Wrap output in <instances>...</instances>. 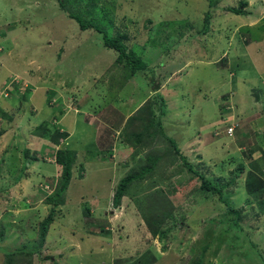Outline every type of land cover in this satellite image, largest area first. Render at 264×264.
<instances>
[{
    "label": "rangeland",
    "instance_id": "1",
    "mask_svg": "<svg viewBox=\"0 0 264 264\" xmlns=\"http://www.w3.org/2000/svg\"><path fill=\"white\" fill-rule=\"evenodd\" d=\"M27 1L21 16L14 9L11 14L0 11V31H4L3 37L0 35V84L15 74L27 76L30 69L32 82H46L44 71L52 61L64 63L66 69L61 71L62 76L51 73L56 80L50 79L48 93L36 87L30 104L14 102L8 110L9 114L11 110L13 114L25 112L23 121L34 110L38 113L37 117L30 116L29 124L26 121L29 135L13 145L16 151L3 163L0 188H9L4 175L9 179L10 175V180L18 181L19 186L17 194L12 195L27 199L6 201L0 194V264H51L50 256L60 264H191L196 259H202V264H264V213L259 212L246 191L238 193L244 190L248 170L264 178V129L258 128L261 121L256 118L250 140L226 131L232 121L226 114L235 107V102L228 100L233 88L255 87V95L257 87L264 86V0L67 2L71 12L84 23L92 21L107 27L108 36L125 34L122 41L134 54L131 48L141 52L140 58L147 64L144 70H136L126 57L118 58V51L104 46L102 34L93 28L81 31L77 22L59 8L57 0ZM240 1L245 3L241 5ZM13 4L14 0H0V7H8L7 11ZM230 8H239L242 13L236 14ZM8 52L11 57L6 55ZM58 56L61 60L56 59ZM34 59L36 64H31ZM35 85L31 83L30 88ZM5 93L0 90L2 105L8 101ZM145 95L148 97L142 104L152 102L156 114L160 112L159 104L165 102L161 115L165 132L178 142L196 172L206 175L221 190L201 189L199 174L190 171L180 159L166 170L161 165L142 187H129L128 193L138 194L135 199L142 210L147 211L154 201L153 213L148 217L155 214L164 218L161 242L145 233L146 224L138 215L140 209L128 195L118 205L113 203L117 175L127 171L120 163L129 152L114 149L118 161L113 164L110 158L97 156L100 161L90 160L95 154L88 149L91 145L100 149L103 146L107 126L101 128V118H115L113 126H119L121 119L130 115L124 114L125 107L135 105ZM51 97L56 98L54 108L48 105ZM131 99L135 103L129 101L120 111L124 100ZM78 100L81 112L95 114L98 120L81 119L72 129V124L64 126L61 122V112L55 110V105L63 104L65 110L73 108ZM246 100L250 102V97ZM110 102L114 105L110 106ZM252 107L259 108V104L250 103ZM53 118L57 119L54 130L66 133L65 139L54 144L42 137L48 133ZM2 121L0 132L12 124L10 119ZM39 123L40 137L32 132ZM33 140L36 142L31 143ZM48 145L53 149L48 151ZM157 145L163 143L149 140L146 148L156 152ZM64 146L75 151V160L69 185L61 194L62 203L54 207L45 201V193L52 194L58 183L61 167L53 159L56 150ZM240 165L241 177L237 176ZM164 171L166 178L157 179L156 175H164ZM53 176L56 183L51 187L47 178ZM29 187L33 189L31 196ZM159 189L158 194L153 193ZM201 201L200 211H194ZM122 214L123 221L119 219ZM50 215L52 221L39 252H34L31 259L23 252L16 255L15 250L30 248L37 241L38 224ZM130 215L136 220L131 222ZM110 225H114L111 229L115 232L105 228ZM8 251L7 257L4 253Z\"/></svg>",
    "mask_w": 264,
    "mask_h": 264
},
{
    "label": "trees",
    "instance_id": "2",
    "mask_svg": "<svg viewBox=\"0 0 264 264\" xmlns=\"http://www.w3.org/2000/svg\"><path fill=\"white\" fill-rule=\"evenodd\" d=\"M76 4H80L81 0H76ZM59 8L70 18L73 19L75 22H77L78 27L81 31L84 30H89V28H93L96 30V32L102 34V40L104 46L107 48L114 49L118 51V58H123L126 57V59L134 65V68L136 70H144L147 67V64L140 58V55L142 56L141 52L139 53L136 51V49L131 48L136 54H134L132 51L129 50L128 46L124 41H122L123 38H126L125 34H122V36H108L109 32L107 30V27L99 26L97 24H94L92 21L88 22H83L81 20V17L78 15H75L73 12H71L70 7L68 6V3L72 2V0H57ZM68 2V3H67ZM112 2V0H111ZM245 2L240 1L239 4H244ZM80 9L82 10V6H80ZM75 10V9H73ZM231 11H233L236 14L242 13L239 8H230ZM126 25V24H124ZM62 51V49H60ZM171 72V71H169ZM13 80V79H12ZM25 81V80H23ZM21 82H16L12 81L11 82V77L2 83L0 86V90L4 89V93L6 94L5 98L7 100H14V102H17L19 104H23L24 101L26 102L27 99H29V92L30 88L25 86V83H22L19 85ZM16 88V90H15ZM158 87H155L157 89ZM15 91V92H14ZM22 91L20 96H16L15 94ZM24 91V93H23ZM27 91H28V96H27ZM24 96H27L28 98H24ZM49 101V100H48ZM162 102V99H161ZM152 103V102H150ZM149 104H141L132 114H130L126 120L122 123L119 133L116 135L115 139L112 138V142L109 146H107L106 150L104 152L108 154L107 158L111 159V153L112 151L109 150L111 147H113V153L112 157L115 158L116 154L114 149L117 147H126L129 149V155L128 158L123 160L120 165L122 167V170L127 169L126 172H123L122 175L118 176L117 184L114 189V194L112 196L113 203L115 205H118L120 203V200L123 196L128 195L130 200L134 203L136 209L140 212L138 214L139 216L142 217V220L146 224V228L148 233L150 234L151 238L156 237L159 239L162 237L163 234V228L162 225L164 224V218L160 217L161 215H158V217L152 216L148 217L150 214L153 213L152 211V205L154 204V201H152L146 210H142L139 202H137V198L135 199V196H138L136 194L135 196L131 195L132 193H128V188L135 185V188H140L143 186L144 182L148 181V178H152L154 176L153 172H156L157 168L161 167L162 169L166 170L168 167H171L172 164H175L178 159L182 163H185V165L188 167L190 171H193L197 174H199V177L201 179L200 182V188L201 189H206V190H215L220 192L221 190L217 188V186L213 185L209 180L208 177L204 174H200L196 172L197 170L194 169L193 167V162L191 161L190 158H188L187 155L182 154L183 149L179 146L178 142L174 140L171 136H169L161 122V115L162 113L164 114V107H165V102L160 103L158 108H160L159 113H155L154 110H152V106ZM1 105V104H0ZM54 105V104H53ZM60 104H56V107H59ZM79 105V103H78ZM63 107V104L61 105ZM60 110H64V108H60ZM64 111H70L65 108ZM67 113V112H66ZM82 113V112H81ZM0 115L3 118L10 119V116L7 112L0 110ZM53 120L57 121V119L53 118ZM48 121V120H46ZM52 122V121H51ZM56 123H52L51 126H49V131L48 133H43L45 136L42 135V137L49 138L53 144L56 143L57 141L59 142L61 139H65L66 133H58L57 130H54ZM39 127L40 123L38 125H35L32 129L33 134L36 136H41L39 133ZM52 130H54L52 132ZM113 129H107V134L111 133ZM116 134V131L113 132ZM55 134H58L56 136ZM59 137V139H58ZM151 140L156 142H162V145H157V151H151L148 148H146L147 142ZM166 141V144L163 142ZM187 143V142H186ZM104 145V143H102ZM104 150L103 146L100 149L97 146H93L92 148L89 149V153L95 154V157L91 156V159H97L100 156H103L102 151ZM88 153V152H87ZM98 156V157H97ZM55 162L61 167V173L59 176V180L57 185L53 186V193L46 195L45 201H47L50 204H53L54 207L56 205L62 203L61 199V194L65 192L67 189V186L69 185L71 176H72V166L73 162L75 160V151L68 148V147H59L56 150L55 153ZM83 166H79V169L82 168ZM250 169V168H249ZM164 171V175H156L157 179L159 178L162 179L163 177L166 178ZM243 173V168L242 165H240V172L237 174L239 177L242 176ZM258 175V176H257ZM79 177H82L81 174L78 175ZM120 177V178H119ZM154 177L153 179H156ZM236 177V176H235ZM260 177V178H259ZM151 180V179H150ZM258 183H261L259 185ZM160 184V183H159ZM258 184V185H257ZM52 187V185L50 184ZM245 191L253 197L255 200V203L257 205V208L259 212L264 213V178L260 176L259 174L254 173L253 171H247L245 175V186H244ZM159 191H154L153 193H159ZM170 193V192H169ZM168 193V194H169ZM155 200V199H154ZM151 199L148 201L150 202ZM146 205L148 204L147 202H144ZM51 210H55V208H51ZM88 210V209H87ZM232 212H236L235 210H230ZM140 217V218H141ZM198 219V218H197ZM52 221V216H48L45 221H40L38 224V238L37 241V247L34 246L35 242H33V245L31 244L30 248H27L25 246H22V249H17L14 251L16 255L19 253L23 252L22 254H25L26 256H29L31 259V256L35 253H38V248L43 245L47 232H48V226L50 222ZM163 229V230H162ZM161 236V237H160ZM161 242V241H160ZM31 243V242H30ZM5 256H10V252H5ZM49 257V256H47ZM50 261L52 262L51 264H60V262H57L55 258L51 259V256L49 257ZM54 259V260H53ZM7 261V260H5ZM202 259H196L193 261L191 264H202ZM62 262V261H61ZM33 264V263H30ZM65 264V263H62Z\"/></svg>",
    "mask_w": 264,
    "mask_h": 264
},
{
    "label": "crops",
    "instance_id": "3",
    "mask_svg": "<svg viewBox=\"0 0 264 264\" xmlns=\"http://www.w3.org/2000/svg\"><path fill=\"white\" fill-rule=\"evenodd\" d=\"M27 0H14V3L15 4H13V6L12 7H10V5H8L9 6V10L7 11V8L8 7H0V11L2 10L3 11V14H11V13H14V11H13V9L16 11V13L18 14V16H21L22 14H23V12L26 10V8H27ZM26 3V4H25ZM32 4H33V1H32ZM34 7V6H33ZM36 7H38V4L37 5H35V8ZM42 7V6H41ZM211 29V28H210ZM211 32V31H210ZM0 35L3 37V35H4V31H0ZM226 38V37H225ZM227 39V38H226ZM208 40H210V39H208V36H207V41ZM196 42V41H195ZM196 43H198V42H196ZM202 46V45H201ZM233 47V46H232ZM232 47H231V49H232ZM228 48H229V45H228ZM0 49H1V51H0V53H2L3 52V48L0 46ZM230 49V50H231ZM204 50V49H203ZM222 50H225V49H222ZM226 51V50H225ZM224 54V52L222 51V55ZM6 55H8V56H10L11 57V54H10V52H8ZM0 56H1V54H0ZM61 58L62 57H60V56H58L56 59H58V60H61ZM0 63H1V61H0ZM30 63L31 64H33V63H35L36 64V59H34V60H31L30 61ZM38 63V62H37ZM57 63H58V65H55V64H53V61L52 62H50V64H52V66L51 67H48V69L47 70H45L44 71V73H46L47 75H46V82L45 81H42V80H37V79H35L34 81H35V83L34 82H32L33 81V78L32 77H29V73L31 74V72H32V70L30 69V70H28V71H26V73L28 74L27 76H19V75H16V76H19L20 78H22V79H19L20 81H21V83H19V85L20 84H22V83H25V85H26V83H27V85H29V84H31V83H33V84H36L35 85V87H32L31 89H30V92H29V99H27L26 100V102H28L29 104H30V95H31V92H33L34 90H35V88L36 87H43L44 89H46V92L48 93V90L49 89H47V87H48V83H51V81H50V79L51 78H53L54 80H56V78H55V76L53 75V74H51L52 72L56 75V76H62V70H63V72H65V69H66V65L64 64V63H60V61H57ZM44 66H46V65H44ZM253 66V65H252ZM38 69H41L42 70V66H39V68ZM255 68H253V70H254ZM243 70V69H242ZM80 74H81V71H80ZM62 78V77H61ZM264 79V78H263ZM262 79V80H263ZM23 80H25V81H23ZM262 80H261V84H264L263 82H262ZM41 84V85H40ZM2 84H0V86H1ZM234 86H235V84H234ZM253 89H255V87H251V88H242V89H240V88H233V92L235 93H232V96H231V98H229L228 100H230V101H232L233 103H234V105H235V107H234V110H233V112L230 114V113H227L226 115L228 116L227 118L228 119H230V121H231V119H232V121L229 123V125L231 124V123H233V122H236L237 123V127H235V129H234V131H233V133L234 132H236V136L237 137H239V135H244V137H246L247 139H249L250 140V137H251V133L250 132H255V129H253V127H252V124H253V122H255L256 121V118H259L260 119V121H261V125L258 127V128H262V129H264V86H261V85H259L258 87H257V90H258V94H255V95H257V96H259V95H261V96H259L258 98H255V95H253ZM21 93H22V91H20L19 93H16L15 95L16 96H20L21 95ZM54 94H55V92H53L52 93V95L51 96H54ZM62 95V94H61ZM57 96H58V92H57ZM247 96H249L250 97V102H248L246 99H247ZM85 97V96H84ZM131 96H129V98H130ZM147 97H148V95L146 96H144L139 102H137L135 105L134 104H132L131 106L130 105H128V107H125V105H127V104H129V101H131V103H135V102H133V99H131V100H124V102L123 103H125L124 105H122L121 106V108L119 109L120 111H123V107H125L126 108V111H125V115H127V114H131L132 112H134L146 99H147ZM61 98L63 99L64 98V96H61ZM86 98V97H85ZM85 98H83V100H85ZM78 99V98H77ZM80 99V98H79ZM7 103H5V104H3L2 105V103H1V109H2V111H4V112H7L8 113V110L9 109H11L13 106V104H14V101H12V100H8V101H6ZM238 102V103H237ZM78 103H79V105H78ZM116 103V102H115ZM250 103H252L253 104V106H256L257 104H259V108H254V107H252V108H250ZM76 105H77V108L79 109V112H74V110H70V111H64V110H59L60 108H62L61 107V105H59V107H56V109L55 110H57V112H59V114H60V112H61V114H60V116H61V118L63 119V120H61V122L64 124V126H68V123L69 124H72V129H75L78 125H79V122L81 121V119L82 120H87L88 122L89 121H94V120H98L97 118H96V115L95 114H93L92 116L89 114V112L88 111H83L82 113H81V111H82V109L80 108V100H78L77 102H76ZM109 105L110 106H113L114 104H113V102H110L109 103ZM116 105H117V103H116ZM134 105V106H133ZM32 108H33V106L32 105H30ZM53 107V106H52ZM118 107H119V105H118ZM54 108V107H53ZM34 109V108H33ZM132 110V112H129V110ZM116 111H118V110H116ZM67 112V113H66ZM37 113H38V111L37 110H34V112H32V114H36V116L35 117H37ZM9 114V113H8ZM26 115V113L25 112H15V114H13L12 113V110H11V112H10V114H9V116H10V120L12 121V124H9V126L6 128V129H4V130H1V132H0V169H2V173H1V170H0V178L3 176V174H4V165H3V163H4V161H7V159L5 158V157H7L9 154H11V153H13L14 151H16L15 150V146H13V145H17V143H18V141L19 142H21V141H23V138H25V137H27V135H29L28 134V131H27V133H26V126H27V122H28V124H29V122L31 121V115H29V119L28 120H26V121H23V119H22V117L24 116V118H25V115ZM80 115H82V116H80ZM65 116H67L66 118H65ZM71 116V117H70ZM88 116H90V119H88L87 117ZM92 117V118H91ZM2 116L0 115V124H2ZM127 118V117H126ZM125 118V119H126ZM224 118V117H223ZM26 119V118H25ZM124 119V118H123ZM123 119H121V121H120V123H119V126L117 125H115V127L113 126V120H115V118H113V119H108V118H106V117H104V118H101L99 121H100V124H101V128L102 127H106L107 126V129H112L113 128V131L111 132V133H109V134H106V133H104L103 134V137L105 136V140H104V145H103V148H104V150L102 151V153H103V156H100L101 158H104L105 156H104V152L105 151H107L106 150V148H107V146H109L110 144H111V142H112V138L113 139H115V137H117L116 135L117 134H115V133H113V132H115V131H119V127H120V125H121V122L123 121L124 122V120ZM35 119H33V121H34ZM33 121H32V123H33ZM49 121V120H48ZM51 121V120H50ZM260 121H259V123H260ZM241 127H244V130H242V129H240ZM7 131H9V132H7ZM24 133H26V134H24ZM264 136V135H263ZM190 141V140H189ZM188 141V142H189ZM31 142V141H30ZM36 141L35 140H33L31 143H35ZM40 142H43V140L42 141H40ZM186 143H184V145H185ZM10 146H12V147H10ZM49 146V145H48ZM94 145H91V146H89V148L88 149H90V148H92ZM9 147H10V149H9ZM13 148H14V150H13ZM53 149V146L51 145V146H49L48 147V151H50V150H52ZM115 149H117V150H126V152H129V149L128 148H126V147H123V146H121V147H119V148H115ZM109 150H111L112 151V153H113V147H111V149H109ZM52 153H53V151H52ZM112 153H111V160H112V162H113V164H116L115 163V161H118V156H117V154H116V152H115V154H116V157L115 158H113L112 157ZM128 155H129V153H128ZM110 158V157H109ZM90 160H93L94 162H98V161H100V160H98V158L97 159H90ZM9 177H10V179H11V176L9 175ZM4 178H6V180H7V182H8V184L10 185L9 186V188L8 189H6V188H3V187H1L0 188V194L3 196V197H6V201L10 198H12V199H16L12 194H17L16 193V191H17V188L19 187L18 186V181H16V180H14V179H12V180H10L9 178H8V176L7 175H4ZM48 180H49V184H51L52 186L55 184V177L53 176V177H48L47 178ZM24 180V179H23ZM25 181V180H24ZM27 191H29V193H28V196H31V195H33L32 193H33V189H30V187L27 189ZM31 191V192H30ZM35 192V191H34ZM23 193V192H22ZM238 193H241V195H243L244 193H245V189L244 190H240ZM23 194H25V193H23ZM26 195V194H25ZM46 193H45V197H46ZM19 196V195H18ZM20 197V196H19ZM24 198H26L27 199V196H22V197H20L19 199H16L15 201H24ZM25 199V200H26ZM202 203H203V201H201L200 202V204L195 208V210L194 211H196L198 208H199V211H200V209L202 208ZM9 207H10V205H9ZM193 211V212H194ZM119 212V211H118ZM125 214H122V215H120V217H119V219H121L122 221H123V218L125 217L124 216ZM129 219H130V221L132 222L134 219H135V217H133L132 215H130L129 216ZM136 220V219H135ZM105 228H107L108 230L109 229H111V228H114V225H110L109 227H106L105 226ZM118 228H120V226H118L117 228H115V230H118ZM121 228H123V226H121ZM106 229V230H107ZM146 231V230H145ZM111 232H115V231H112V229H111ZM145 233H148V231H146ZM113 234V233H112ZM153 239V238H152ZM157 239V238H156ZM224 260V259H223ZM63 263V262H62ZM45 264H47V263H45Z\"/></svg>",
    "mask_w": 264,
    "mask_h": 264
},
{
    "label": "clouds",
    "instance_id": "4",
    "mask_svg": "<svg viewBox=\"0 0 264 264\" xmlns=\"http://www.w3.org/2000/svg\"><path fill=\"white\" fill-rule=\"evenodd\" d=\"M0 51H1V49H0ZM57 62V61H56ZM56 62H54L53 61V64H55ZM11 77V82L12 81H16V82H21L19 79H22V78H20L19 76H16V75H12V76H10ZM13 79V80H12ZM26 82V81H25ZM30 85L31 84H29V85H27V83H26V87L28 86L29 88H30ZM32 88V87H31ZM30 88V89H31ZM15 90H16V88H15ZM19 93V92H18ZM54 101H56V98L55 97H51L50 98V101H48L49 102V106H51L52 107V105H53V103H54ZM75 104H76V102H75ZM69 109L68 110H74V112H79V109L76 107V105H74V107L73 108H71L70 106L68 107ZM76 109H78V110H76ZM230 109H232L229 113L231 114L232 112H233V110H234V107H231ZM52 122L54 123V122H56L55 120H53L52 119ZM230 125H234V129H235V127H237V123L236 122H233V123H231ZM229 125V126H230ZM228 127V126H227ZM226 127V128H227ZM234 129H233V131H234ZM119 133V131H116V134H118ZM233 133V132H232ZM53 161L55 162V159H53ZM56 163V162H55ZM56 183V182H55ZM46 194H48V193H46Z\"/></svg>",
    "mask_w": 264,
    "mask_h": 264
},
{
    "label": "built area",
    "instance_id": "5",
    "mask_svg": "<svg viewBox=\"0 0 264 264\" xmlns=\"http://www.w3.org/2000/svg\"><path fill=\"white\" fill-rule=\"evenodd\" d=\"M233 129H234V125H230V126L227 127L226 131H227L228 133H231V134H232Z\"/></svg>",
    "mask_w": 264,
    "mask_h": 264
}]
</instances>
